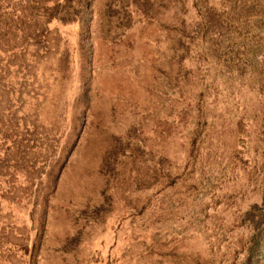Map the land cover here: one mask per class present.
<instances>
[{
	"label": "rangeland",
	"instance_id": "1",
	"mask_svg": "<svg viewBox=\"0 0 264 264\" xmlns=\"http://www.w3.org/2000/svg\"><path fill=\"white\" fill-rule=\"evenodd\" d=\"M0 264H264V0H0Z\"/></svg>",
	"mask_w": 264,
	"mask_h": 264
}]
</instances>
